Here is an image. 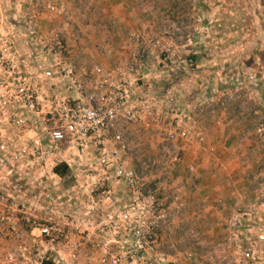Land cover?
Instances as JSON below:
<instances>
[{
  "label": "built area",
  "instance_id": "2783aa9c",
  "mask_svg": "<svg viewBox=\"0 0 264 264\" xmlns=\"http://www.w3.org/2000/svg\"><path fill=\"white\" fill-rule=\"evenodd\" d=\"M7 10L16 30L5 26ZM41 13L65 18V28L43 30ZM72 22L65 0H0V165L20 163L29 167L26 176L41 179L60 177L55 166L64 162L74 170L72 186L84 200L65 219H42L17 200L8 184L0 183V235L22 241L24 223L55 252L54 264H77L82 249L86 256L97 257L98 264H170L159 250L161 230L169 222L162 185L128 165L124 153L129 145L121 123L155 115L162 102L179 110L177 91L182 90L172 83L164 99L145 93L137 83V57L123 63L77 61L73 45L82 35L69 29ZM142 36L151 47L170 51L161 36ZM192 65V59L180 58L177 69ZM172 132L189 137L185 128ZM68 150L87 157L67 159ZM92 151L97 158L88 157ZM241 212L228 221L234 236L251 231ZM253 229L264 241V223L258 221ZM42 254L19 242L7 255V264H41ZM242 258L264 264V253L253 245L242 251Z\"/></svg>",
  "mask_w": 264,
  "mask_h": 264
},
{
  "label": "rangeland",
  "instance_id": "374dc122",
  "mask_svg": "<svg viewBox=\"0 0 264 264\" xmlns=\"http://www.w3.org/2000/svg\"><path fill=\"white\" fill-rule=\"evenodd\" d=\"M71 3L70 6L67 4L74 18L72 27L77 16L81 19L92 13L99 16L98 9L93 10L98 2L85 0L80 8L74 1ZM156 3L162 6L156 7ZM7 14L6 28L16 29L8 10ZM45 14L43 22L48 23L47 30L65 28V18ZM125 14L133 16L134 22L132 26L121 22V51L131 50L121 53V56H127V59L131 56V61L137 57L139 86L145 93L160 99H164L172 83L182 90L177 91L179 110H172L162 102L156 107L155 115L145 113L141 120L121 123L129 145L124 153L128 165L139 169L149 182H160L161 196L167 201L168 211L170 207L173 209L169 212L168 226L161 230L160 241L163 243L159 249L169 255L178 252L187 257L190 255L192 264H249L242 258L245 248L253 245L259 253H264V241L256 238L253 229L258 221L264 223V0H121V15ZM131 32L138 34L130 37ZM143 32L161 36L170 51L162 50V46L151 47V43L142 36ZM82 40L73 45L77 61L100 62L96 54L87 52V47L91 48L93 44L91 46L87 39L84 45ZM99 52L103 56L107 54L103 48ZM142 55L145 59H139ZM180 58L192 59L193 65L187 70L177 69ZM217 111L222 112L223 127H230L237 141L221 150L214 147L204 150V168L202 162H198L202 151H189L178 140L171 141L168 129L189 130L194 125L193 116L213 115ZM209 123V131L204 135L190 132L189 139H211L213 123ZM240 142L245 143L246 150H239L241 146L235 149ZM235 156L243 157L244 165H247H230ZM88 157L97 158V151H92ZM224 161L229 164L221 165ZM197 165L216 174L229 172L248 179L245 187L252 200L247 208L241 207L237 211H242L241 219L251 231L244 230L234 236L228 221L237 211L220 219L219 233L214 224L211 225L212 215L201 213L193 218L184 217L187 205L182 206L179 199L174 198L179 193L172 177L194 178L200 170L196 169ZM28 170V166L20 163L0 165V183L8 184L18 201L32 207L34 215L36 202L42 201L48 207L39 214L42 219L58 217L57 214L65 219L75 211L78 201H84L78 189L67 194L68 187L62 181L57 189L44 183L46 189L40 197L39 179L26 176ZM26 181H35V184L31 183L27 188ZM55 205L59 208L58 213H55ZM22 228L30 232L24 223ZM30 238L35 241L34 235ZM45 245L44 249L50 248ZM83 250L79 253L80 258ZM42 255L45 258L55 254L44 250Z\"/></svg>",
  "mask_w": 264,
  "mask_h": 264
},
{
  "label": "crops",
  "instance_id": "0c3cea01",
  "mask_svg": "<svg viewBox=\"0 0 264 264\" xmlns=\"http://www.w3.org/2000/svg\"><path fill=\"white\" fill-rule=\"evenodd\" d=\"M5 1V0H3ZM71 1H74L75 5L81 7L83 1L85 0H67V3L72 4ZM95 2H98V4L93 8V10L98 9L99 16H96L95 14H90L88 17L86 16L84 19L76 17V21L74 23V26L70 27V30L76 33H80L83 36V44L85 45L86 42H90L91 46L93 44V47H87L89 54H96L97 59H100V63H115V62H123V61H131V56L129 59L126 56H121V53H125L127 51H131L126 49V51H121V40L123 39V36H121V22L125 23L127 26H132V23L134 22V17L131 15H121V0H93ZM123 3V2H122ZM127 3V2H126ZM91 4H93L91 2ZM162 6V4L159 5V3H156V7ZM78 8V9H79ZM78 10H76L77 12ZM43 16L39 17L41 28L45 31L47 30L49 25L47 22H43L44 13H42ZM74 19V18H73ZM74 21V20H73ZM73 28V30H72ZM14 30V29H10ZM16 30V29H15ZM88 39V41H87ZM126 41V40H125ZM127 40L126 42H128ZM74 42L75 43H78ZM95 44H97L96 47H94ZM79 44H82L81 42ZM127 47V46H126ZM103 48L104 50L110 49V54L108 53L106 55H100L101 52L99 50ZM106 48V49H105ZM129 48V47H128ZM100 53V54H99ZM96 59V58H95ZM222 112H218L216 114H209L207 116L197 115L193 116L191 118L193 122V126L191 129H189V133H193L196 135H204L205 132L209 131L210 129V123H213V136L211 139L203 140L200 138H186V140H183L176 136L175 133L172 131L173 128L168 129V133L173 136V140L176 142V140L179 141V143L187 150L189 151H202L200 152L201 155H199L200 159H198V162H202V165L205 168V161H204V150L207 148H215V149H223L228 147H231V144L235 143L237 140L234 138L236 135L234 132L231 131V128L228 127L225 129L223 126V118H222ZM221 114V115H220ZM142 118L145 116L142 115ZM141 118V119H142ZM140 119V120H141ZM221 120V122H220ZM190 121L188 120V123ZM224 128V129H223ZM243 132L245 130H242ZM245 143H239L236 145V148L239 147V150L245 148ZM251 145V144H250ZM231 155V154H230ZM229 155V156H230ZM244 156V153H242ZM86 156L81 155L76 150H68L67 151V159H73L77 160L80 158H84ZM247 159V158H246ZM230 165L233 166H242L245 164V159L243 157H234L232 160H230ZM229 164L228 162L224 161L221 163V165ZM247 165V164H246ZM244 165V166H246ZM200 165L196 166V169L199 170ZM204 168H200L198 173L195 174L194 178H188L183 175H175L174 178V184L178 187V195L176 194L174 196L175 199L183 200L185 202L184 210H186V214L184 215L185 218H193L194 215H199L201 213H205L207 215H212V224H214V229L216 232L221 231L220 227V219L223 220L224 215L231 214L238 209L247 208L250 201L252 200L251 195H249L245 185H248L249 182L247 178H244L239 176V174H230L229 172H226L222 175L216 174L215 172H211L210 170H206ZM239 171V170H238ZM74 172V170H73ZM233 173V172H232ZM47 178V179H46ZM62 179L61 177H45L37 180L38 189L42 191L40 197L45 192L44 189V183H46L47 186L52 187L53 189L59 188V185L61 183ZM26 187L30 188L31 183L35 184V181H26ZM52 189V190H53ZM72 191H74L73 186H70L67 188L66 193L69 194ZM48 192V191H47ZM46 195H50L47 193ZM23 202V201H22ZM57 205V204H56ZM55 205V213L59 212V208ZM36 206L34 211H36L35 216L39 218H43L40 216V213H43V209L48 208L47 206H44L43 202H36ZM242 207V208H241ZM171 207L169 212L171 213ZM174 212V211H173ZM172 212V213H173ZM72 213V212H70ZM58 217H61L59 214H57ZM183 215V214H182ZM66 218V217H65ZM63 219V217H62ZM205 220V219H203ZM207 220V219H206ZM21 230L23 232V241H18L17 239L13 237H5L0 236V264H7V255L10 252H13L19 242H23L25 245L30 247L33 254L36 253H43L44 250H47V253H51L52 251H48L49 249H44L46 246L43 241H41L39 238L35 237V241H31V235L32 233L29 232V230H25L22 228ZM26 236V237H24ZM25 239V240H24ZM39 240V241H36ZM163 243V241L159 242V246ZM64 249V247L62 246ZM44 249V250H43ZM160 250V249H159ZM35 251H37L35 253ZM163 252L162 250H160ZM63 255L65 254V250L61 251ZM164 253V252H163ZM55 254V252H53ZM166 254V253H165ZM47 255V254H45ZM168 259L170 260V264H192L191 261L193 260L187 255H183L181 253H176L173 255L166 254ZM79 257L77 264H98L99 260L97 257L90 258L89 256L84 255V253ZM83 259V262L80 260Z\"/></svg>",
  "mask_w": 264,
  "mask_h": 264
},
{
  "label": "trees",
  "instance_id": "16d2710c",
  "mask_svg": "<svg viewBox=\"0 0 264 264\" xmlns=\"http://www.w3.org/2000/svg\"><path fill=\"white\" fill-rule=\"evenodd\" d=\"M30 60V58H27ZM55 172L61 177L63 185L70 187L74 184L73 171L66 163H61L55 166ZM41 264H54L53 255L47 256L42 260Z\"/></svg>",
  "mask_w": 264,
  "mask_h": 264
}]
</instances>
